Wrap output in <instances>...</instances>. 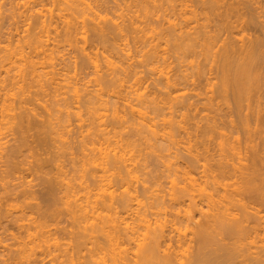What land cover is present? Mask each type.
<instances>
[{
    "label": "bare ground",
    "instance_id": "1",
    "mask_svg": "<svg viewBox=\"0 0 264 264\" xmlns=\"http://www.w3.org/2000/svg\"><path fill=\"white\" fill-rule=\"evenodd\" d=\"M132 1L136 8V13L133 15L137 14L136 16H132L133 18L131 17L133 20L130 22V27L134 28L133 25L137 26L143 20L145 22L146 18H148L147 15L152 13L150 11L151 5L149 6L150 2L153 3L154 1L153 4L156 6L159 2L155 4L156 0H149L148 4L147 0ZM164 1L169 2L173 10L179 4L176 2L181 3V6L180 4L178 6L181 9L179 10L180 13L183 11L180 14L182 20L180 24H175L172 27L174 32H169V38L167 35L164 37L166 39L162 36L166 45L163 48L165 52H163V49L161 50V38L160 41H157V38L153 35V38L151 36L148 37V43L150 42V38L156 39L158 43L152 42L155 45L149 43L151 49L149 48L148 61H145V63L147 62L148 66L154 67L155 65L152 68L151 74L157 75L158 79H154L155 81L159 80L158 82L161 81L163 83V87H160L161 83L157 82L159 84V91L162 90L163 92L165 90L166 98L161 97V92H159L161 96H155L157 95V91L153 92L155 89L153 91L151 89L149 90L151 92H148V88L146 90V85L143 83L147 78L143 80L142 78L145 76L138 75L132 69V64H130V60H132L131 49H127L129 47V45H126L128 44V39H125L128 37L126 33L128 32L129 35L130 30L133 28L131 27V29L128 26L130 28L129 31H125V33L123 31V29H128V24H124L127 28L123 26L121 30H118L120 29H117V27H120L119 24L117 25L118 20L115 22V19L107 18V16L105 18L100 12L107 21L110 19V22L107 25L103 24V26L97 27L100 29L108 27L107 31L112 35L117 32L116 35L118 37L122 33L121 40H125L126 44H123L124 41L123 43L121 42L123 47L121 44L115 42L112 46L113 43L111 44L109 41L111 44L108 46L109 48L107 46L105 48L104 46L103 49V47L101 48L95 43L100 49L88 42L92 38L87 40L88 36L86 34L89 33V30H87L89 24L87 22L91 20L93 23V21L99 20L96 24L100 25V21L104 19L99 11L96 10L98 7L93 5L91 0H40V3H37L39 9L33 6L25 10L27 12L26 15L23 12L24 10L16 13L17 15L19 14V18L33 19V17H36L37 20L35 19V25L33 24L35 27L30 32L31 34L28 33L30 35L25 39L26 41L24 40V46L19 45L16 48L8 46L0 50V136L9 133L14 135L15 138V135H17L15 140L13 138L15 142L12 143L13 145L9 144V146L6 145L5 147V144L3 145L0 142V149H2L0 151V160L6 159L5 161L8 160L12 163L14 160H18L19 154L23 156L20 153L21 149V152L24 151L23 153H26L25 151L27 150H23V148L27 145L28 138L32 137L31 144L33 147L31 145V147L27 146V148L29 150L33 149L31 151H33L35 160L29 161V165L24 160L22 164L25 163L27 167L32 166L31 169L34 171L35 176L38 175L40 179L43 176V180L41 181L46 184L45 188L42 187V184L41 186H39L40 183L37 184L40 188L42 187L41 191L46 193L45 199L46 197L54 198L53 201H56V204L59 203L58 201H62L63 204L61 205L67 208L68 213L78 223L79 227L77 229L79 231L76 233V236L72 232V234L69 233V237L72 235V240H70L72 243L70 242L71 244L69 243L67 246L69 245L71 249L74 248L72 249L74 252L75 250L78 252V249L84 248L83 245H88L87 243L90 242L89 244H92L94 248L91 251V253L93 252V256L91 255L93 257L91 260L92 264H264V164H261V161L264 162V159L261 158L262 156L260 157L258 147L251 142L254 141V135L251 137L248 134L251 138L248 137L247 140L251 143L247 141L246 146L247 148L251 146L252 150L250 156L245 158L246 156L243 155L241 148H239V145L237 146V139L235 141V137H232L236 143L232 142V140L230 142V134L228 135L227 131H225L227 133L223 131L225 129L222 127L225 124L221 127L216 119H211V116H218V114L214 113L210 116L211 113H208L206 116H202L200 120L205 119L206 123L203 126L199 125L198 116L194 112L198 108L196 109V104H193L192 100H190L191 102L189 101L190 98L185 96L186 92L184 91L186 87L189 90L190 84L192 86L198 84L195 87H199L204 82V79L205 87H203L205 91H203L206 93H203L206 95L207 104H204L206 111L213 112L215 107L217 111H225L228 119L229 117L231 118V123L235 121L236 117L234 118V116H237L239 123L242 121L241 123L245 124L243 130H247V127L253 125L249 123L252 118L257 122L264 121V114H262L264 112V108L262 110L264 90L261 89L264 86L262 85L264 84V50L262 49L264 47V39L248 37L249 34L247 35L245 26L248 24L245 18L246 15H248L247 18L255 20V17L259 18L257 14L262 12L259 11V7H256L255 9L257 10L258 8L260 12L256 13L258 11L254 12L255 9L250 6V8L248 7V12L242 11L245 8L244 4L246 2L244 4L240 2H244V0H231L232 2L230 1V3L229 0H203V6H206L205 11H207L203 10L204 15H202L203 13H199L200 11L192 9L190 5L192 1ZM247 3L250 4L251 2ZM20 5L18 2L15 7L19 9ZM260 5L262 6V4ZM25 6L26 4H23V8ZM203 6H198V8H203ZM15 11L12 14L13 18H18ZM141 12L145 14L143 15L144 17L141 16ZM212 13H215L216 17L220 18V24L218 22H215L216 25L213 23L216 27L211 25L212 22L209 20L211 17L209 14ZM12 15H9V18ZM140 17L144 19L139 21ZM10 20H13L12 17ZM147 21L149 19L146 20L147 26L145 28L140 29L139 25L136 27L137 30L140 29L136 34L139 31L143 33L148 26L150 27L152 19L149 23ZM191 21L196 23L195 27L188 29L183 26L188 25ZM59 23H64L65 29V38L60 37L62 39L61 45L65 43L64 41H67L65 45L69 47L73 46L71 47L73 49H75L74 46L76 45V50L80 49L78 52L84 53V56L81 54L83 56L82 59L87 61V63L84 61L82 63L93 68V80L90 79L89 82L86 81L87 83L84 82L82 84L81 79L78 80V76V78L76 75L72 76L68 73V70H62V68L59 70L56 67L59 64L56 60H59V57L63 56L60 49L65 47L62 46L60 48V42L59 44L57 42L60 41V39L58 40V36H62L60 33L59 35L56 33L57 28L60 26ZM114 23L117 31L115 28H112L114 27ZM257 23L256 26L258 25ZM260 23L263 22L261 21ZM218 24L223 26V28L225 26L224 31H222L223 28L222 30L220 29L221 26ZM152 28L150 33L152 30L153 32L155 30ZM262 28L264 29V26ZM98 30L97 33L95 32L96 34H99ZM100 31L103 32L104 30L101 29ZM107 31L104 32L107 33ZM256 31H258L257 28ZM54 32L57 34V40L56 37L54 40L51 37ZM90 32L93 33V31ZM223 32H226L227 35H222L221 33ZM109 33H104L105 37L107 36L106 38L111 36H108ZM131 33L132 35L134 33V39L138 36L139 40L141 39L139 36L144 35V33L143 35H136L133 30ZM238 34L242 35L238 37ZM261 34L264 33L262 32ZM102 36L103 34L101 36L96 35V37H99L97 40L105 38L104 36L101 38ZM63 39L65 40L63 41ZM108 39H111V37ZM108 39L105 40L108 41ZM144 39L145 37L143 41ZM79 42L83 43H81L82 46L77 44ZM88 43L95 47L89 46ZM51 45L53 48H51ZM169 47L171 48L169 49ZM167 49L170 52L172 51L171 49H174L173 52L176 53V59L179 61L181 58L185 59L183 55H196V59L198 55H201L200 58L204 57L202 59V61L204 60L203 64L198 59V61L192 59L189 64L184 66L182 60L180 62L182 67H179V62L177 64L179 72L181 68L183 70V67H185L183 71L190 69L191 73L189 72V75H191L195 70V75L189 77V75H185L187 72L184 75L180 72V75L174 71L175 74H171L172 70H176V66L171 67L170 59H168L170 58L169 51ZM197 49L201 52L197 51ZM173 52L172 55H175ZM165 54L167 55L165 56ZM58 55L62 56L58 57ZM188 59L186 58V61ZM201 65L204 66L202 67ZM82 66L80 65V67ZM105 67L109 68L114 74L113 76L111 73L112 77L110 72L108 73V69L107 74L110 75L111 78L108 77L110 80L105 79V77L107 78L106 73L104 74ZM186 68L188 69L186 70ZM100 72L105 76L100 74ZM154 80L152 81L154 82ZM158 84H155V86ZM158 87L155 88L158 90ZM46 97H48L47 100L45 99ZM160 97L161 99L159 100ZM166 110H169V117L164 113ZM191 110H194V114ZM75 120L76 122L79 121L78 124L88 130H86L87 134L85 136L81 129V133L84 135L81 134L82 138L90 137L91 141L85 144L87 143L85 140L88 139H80L79 146H81V141L84 143L82 142L81 148L79 146L77 148H80V152L77 150L80 153V157L78 154L79 158L76 159V162L74 161V157L73 159L70 158V160L74 161L72 167H74L75 171L71 170L75 175H70V177L68 175L69 171H65L64 161L67 159L66 155H69L77 147L74 148L72 146L73 142L71 143L75 129L72 131L70 127L73 126L71 124ZM235 123L232 124V128L234 127V129L236 128ZM189 125L191 126L187 127ZM241 126L243 127V125ZM161 130L164 131L162 132L163 134H160ZM71 131L72 135L69 134ZM177 131L179 132L177 133ZM248 131L250 132L252 129L247 130V133ZM179 133H186V136H189L190 147L187 148V151H189L187 156H192V159L188 157L191 159V163L189 164V160L186 159L185 161H188L186 162L188 165L185 163L186 167L174 168L177 163L173 161V158L179 159V156L176 154L172 158L170 157L172 154L163 155L165 157L162 165L164 164L165 168L170 172L175 170V174L170 176L171 192L163 190H152L151 192V180L154 181L156 179L152 183L156 184L158 183L157 179H160L162 175L156 172L157 176H161L158 178L154 176L155 179H153L152 173L150 183L147 181V177L150 175L145 179H143L144 177L142 178L145 175L143 173L150 166L146 162L147 156H149V152L147 153V151L150 150L151 152L153 150L152 153L154 152V154L157 153V156H161L162 153L171 151L173 147L177 148V146H181L184 142L180 137H183L184 134L179 136ZM250 133L252 134V132ZM66 134H68L67 136L71 135L72 139H67V136L65 137ZM77 134L76 136L79 135ZM194 137L196 141L193 140ZM213 138L214 140L217 139V144L214 142V145L218 147L216 146L215 148L220 150L219 158L215 163H211L210 159V152L213 150L211 149L212 146L210 147V143ZM140 139L146 141L148 146L146 143L145 146L149 150L140 147ZM238 139L240 140V137ZM47 140L52 141L51 148L54 150H50V148L47 150L46 146L48 145H45L48 142ZM54 142H58L61 146L59 144L55 145ZM66 142L67 146L64 145ZM48 143L50 144V142ZM73 144L75 145V143ZM27 148L25 147V149ZM144 149H146V154L148 155L144 154ZM2 151H6V153ZM45 152L49 154L51 152V156L45 158L47 156ZM44 154L45 156H43ZM24 156L26 158V155ZM24 156H20L19 160L24 158ZM244 160H247V162L244 163ZM201 161L203 162L201 165L203 166L201 167L203 171L199 174L197 169H200L198 168L200 165H197L198 167L195 165L196 163H201ZM14 162L13 164H6L10 170L5 171L7 168L4 170L6 177L3 176L5 177L3 178L1 176L3 181L13 175L14 171L20 169L21 163L19 164V161L18 163L17 161ZM30 162H32V165ZM193 167L201 177L196 176L198 174H195ZM54 168L56 169V174L50 176L51 173L53 174ZM19 176L17 175V178L21 180L20 184H11L12 181H5V185L4 183H0L3 184L2 190L4 191L0 193L4 195L0 196V229H4L7 233L11 232L9 229L14 225H17L19 229L26 228L24 220L28 213L34 211L30 212L33 208L30 210L29 207L30 211H28L25 205V199L32 196V194L25 190L27 182L24 175ZM179 176L184 178L183 182L185 184L183 186L180 185L181 182L178 183L179 180L182 181ZM93 183L98 185V192L95 193L94 201H91L92 192L90 191V186ZM147 183L150 185L148 186ZM139 184L142 185H140V188L142 187L141 189H143L142 193H140ZM37 189L34 190L36 191ZM82 189L87 191L85 196L80 195ZM39 193L41 192L38 191L36 194ZM36 194L32 197L38 200V196L41 194L38 196ZM13 197L17 199L16 202L20 203V201H23L24 204L15 207L11 203V201H15ZM33 199L30 202H33ZM45 199H42V202ZM256 202H259V204H256ZM46 203L44 202L40 205L37 203L39 205L38 208L44 204L48 206ZM53 205L55 206V204ZM37 206L36 210H39ZM42 208L44 209V206ZM49 208L47 209L48 211ZM45 210L42 211L45 212ZM42 211H40L39 216H42ZM34 213L36 214V212ZM55 214L57 215V213ZM45 217L43 216L41 219H48H45ZM47 217L50 216L47 215ZM198 217L202 218L200 222L196 221ZM45 223L44 225L39 223L38 226L36 224L34 232L27 230L28 239L26 242L17 241L15 245L19 248H17L19 252L17 249L16 251L23 256L19 258L18 262L15 258L10 257L12 255H4V251L3 254L0 252V264H41V262L43 264L46 257L52 256L54 251H62L60 246L62 244L57 239L58 231H54L55 233L50 231L51 229ZM193 225L194 227H192ZM53 233L56 238L53 237ZM11 234L9 233V236ZM252 237L254 242L248 240ZM97 239L102 240L99 241ZM19 240L23 241V239ZM246 240H248V243ZM193 241L197 246L195 253L190 250H193L191 248ZM2 242L0 240V244L3 245ZM7 248L9 249V253L13 251L11 246H7ZM40 249L42 250L40 253H44L42 255L45 256L44 258L41 256L43 259L39 257L41 254H38ZM66 249L65 251L67 252L68 250ZM240 258L241 260H239Z\"/></svg>",
    "mask_w": 264,
    "mask_h": 264
},
{
    "label": "rangeland",
    "instance_id": "2",
    "mask_svg": "<svg viewBox=\"0 0 264 264\" xmlns=\"http://www.w3.org/2000/svg\"><path fill=\"white\" fill-rule=\"evenodd\" d=\"M9 1L10 0H0V50L1 49H3L4 47L6 48V47H12V48H16L17 46H24V44L23 43H25L24 42V40L25 39H27V37L31 34L30 32L33 30V27H35V26H33V24L36 22V17H33V19L31 18V19H26L25 17H20L19 18V14L17 15L16 13H18V12H22L23 10V12H25L24 14L26 15V11L25 10H28V9H30L31 7H38L37 9H39V5L37 4V3H40V0H15V2H14V0H11L10 1V3H9ZM14 2V4H12L13 2ZM17 1V2H16ZM148 1L149 0H147V3H148ZM150 1H153V0H150ZM149 1V2H150ZM178 1V0H177ZM180 1V0H179ZM182 1V0H181ZM189 1H192L191 3H190V5L192 6V9H194V10H197V11H200L199 13H203L202 15H204V11H205V8H206V6H203V0H189ZM230 1L231 0H229V3H230ZM243 1V0H242ZM253 1V2H252ZM12 2V3H11ZM20 3L21 5H20V7H19V9H17L15 6L17 5V3ZM91 2L93 3V5H95V6H97L98 7V9H96V10H98L99 11V13L101 12L103 15H104V17L105 16H107V18H110V19H115V22H116V20H118L117 21V25L119 24V26L120 27H117V29L118 28H120V29H118V30H121V28L124 26V24H128L127 25V27L129 26L130 27V22H132V20L133 19H131V17L132 16H136V15H133L134 13H136L135 11H136V8H135V6H134V3H133V1L132 0H91ZM159 2V3H158ZM161 2V3H160ZM232 2V1H231ZM246 2V4L248 5L249 3H247V2H251L248 6L246 5V4H244ZM255 2H257V3H255ZM153 3H154V1H153ZM153 3H151L150 2V4H149V6L151 5V10H150V8H149V10L150 11H152V13H153V15H152V13L151 12H149V13H151L150 15H147L148 16V18H146V16H145V18H146V20H148L149 19V21H147L148 23L150 22V20L152 19V24H150V27H149V29H148V27H147V29H146V31H143V33H144V35H143V33H142V31H139V33H137L138 35H143L144 37H145V39H144V41L146 40V39H148V40H146V42H147V44H145L146 42H144L143 41V36H139V38H141L140 40L137 38L138 36H136V38H137V40H136V38L134 39V33H133V35H132V30H133V32H135V34H136V32L138 31V30H140L141 28H145V26H147V24H146V20H145V22H144V20L142 21V23H145V24H139L138 23V25H139V27H140V29H138L137 30V26H135V25H133L134 26V28L132 29L131 27V29L132 30H130V32H129V35H128V32L126 33L127 35L126 36H128L125 40H127L128 39V41H127V43L128 44H126L125 43V40H121V35H122V33H121V31H120V35H119V37L116 35V33L114 34V35H112V34H110L107 30L109 29L108 27L107 28H105V27H102L101 29L102 30H104V31H107V33H109L108 34V36H110L111 37V39H108V38H110V37H108V38H106L105 37V35H104V33L105 34H107L106 32H101L100 30V28H98V27H100V26H103V24L104 25H107V24H109V20L107 21L104 17H103V15H102V17L104 18V19H102L101 21L103 22H101L100 21V25H98V24H96V23H98L99 22V20L97 21V20H95V22L93 21V23L91 22V20L89 21V22H91L92 23V25H91V23H89V22H87L86 24L88 25L87 27H88V29L87 30H89V33L88 34H86L87 36H88V38H87V36H86V38H87V40L88 39H91V40H89L88 42H90L91 44H94L95 46H96V48H102L103 47V49H104V46H105V48H106V46L108 47V46H110L112 43V46L115 44V42H117V43H119V44H121V46H123V44H126L127 46L129 45V47H127V49L128 48H130L131 49V51H130V54H132V60H130V64H132L131 65V67H132V69H134L137 73H138V75H140V76H145L144 78H142L143 80L145 79V78H147V79H145L146 80V82H145V80H144V85H146V90H147V88H148V92H151V91H153L154 89V93H155V91H157L156 93H157V95H155V96H161V93H162V96L161 97H165L166 95H165V93H164V89L163 88H160V89H163L164 91L162 92V90L161 91H159V84L161 83V85H160V87L163 85V83L160 81V82H158V81H155V80H157L158 78H157V75L155 74H151V72H152V68H154L155 67V65H154V67L153 66H148L147 65V62L145 63V61H148V57H149V51H150V49H151V45L149 44V43H151L152 44V42H157L158 40L160 41V38H161V43H162V46H161V50L164 48V47H166V45L164 44V39H166V38H164V37H166V35H167V37H168V34H169V32H171V31H173V26L175 25V24H180L181 23V20H182V18H181V15L180 14H182L183 13V11H181V13H180V11L179 10H181V9H179L180 7L178 6L179 4H180V6H181V3L180 2H176V3H179L178 5H176L175 6V9L173 10V7H171V5H170V3L168 2H166V1H162V0H156V2H155V4H157L158 3V5L156 6V5H154ZM240 3H243L245 6V8H247V9H245V8H243L242 7V5H241V7L243 8V10L242 11H245V12H248L247 10H249V8L250 7H252L253 9H255L256 7H259V9L257 8V10L255 9L254 10V12H256V11H260V12H262V13H260L259 11L258 12H256V13H260V14H257V16L259 17V18H256L255 17V20H251V19H249V18H247L248 17V15H246L245 16V18H246V20L248 21V24H246L245 26H246V31H247V35L249 34V36L248 37H250V38H253V39H256V38H259V39H264V34H261L262 32L264 33V29L262 28L263 26H264V0H244V2H240ZM16 4V5H15ZM23 4H26V6L23 8ZM28 4V5H27ZM35 4H37V5H35ZM253 4H254V6H253ZM260 4H262V6L260 5ZM259 5V6H258ZM30 6V7H29ZM148 6V7H149ZM153 6V7H152ZM178 6V8L176 9V7ZM198 6H203V8H201V7H199L198 8ZM247 6V7H246ZM250 6V7H249ZM260 6H261V8H260ZM12 7V8H11ZM48 7H50V6H48ZM249 7V8H248ZM12 9V10H11ZM14 9V10H13ZM201 9V10H200ZM245 9V10H244ZM16 10V11H15ZM204 10V11H203ZM15 11V14L18 16V18H13V15L12 14H14L13 12ZM97 11V12H98ZM201 11H203V12H201ZM205 12H207V11H205ZM244 12V13H245ZM142 13V12H141ZM146 13V12H145ZM208 13H211V12H208ZM262 14H263V16H262ZM9 15H12V16H10V18H9ZM143 15H145V14H143L142 13V17H144ZM152 15V16H151ZM211 15V17H213V18H211L210 17V21L212 22V24L211 25H213V26H215L216 25V23L215 22H220L219 20H220V18L219 17H216L217 15H215V13H212V14H209V16ZM115 16V17H114ZM151 16V17H150ZM209 16H208V18H209ZM261 16V17H260ZM11 17H12V19L13 20H10L11 19ZM118 19H117V18ZM151 19H150V18ZM201 17H204V16H201ZM263 17V18H262ZM130 18V19H129ZM133 18V17H132ZM141 18V17H140ZM261 18V19H260ZM16 19V20H15ZM25 19V20H24ZM36 19V20H35ZM139 19V18H138ZM142 19H144V18H141L139 21H141ZM212 19V20H211ZM217 19V20H216ZM258 19V21H259V23H257L258 21H256ZM15 20V21H14ZM89 20V19H88ZM87 20V21H88ZM105 20H106V22H105ZM131 20V21H130ZM213 20H214V22H213ZM17 21V22H16ZM97 21V22H96ZM209 21V22H210ZM256 21V22H255ZM263 22V23H260V22ZM16 22V23H15ZM125 22V23H124ZM250 22V23H249ZM253 22V23H252ZM96 25H95V24ZM121 23V24H120ZM213 23H215V25L213 24ZM256 23L259 25H257L256 26ZM64 24V23H63ZM63 24H60L59 23V28H57L58 30H59V32H58V30L56 31V33L59 35V33H60V35H62V36H56L57 34L54 32L53 33V35L51 36L52 37V39L54 40L55 39V37H56V40H57V38H58V40L60 39V41H57L58 42V44H59V42H60V44H59V46L61 45V43H62V39L61 38H63L64 36H65V29H64V25ZM220 24V23H219ZM218 24V25H219ZM35 25V24H34ZM63 25V26H62ZM93 25H95V26H93ZM113 25V23H112V20H111V26ZM122 25V26H121ZM126 25L124 26V27H126ZM141 25V26H140ZM149 25V24H148ZM189 25V26H188ZM188 25L186 24V25H183V26H185V27H187L188 29L189 28H191V27H195L196 26V23H194V22H189L188 23ZM93 26V27H92ZM98 26V27H97ZM110 26V25H109ZM110 26V27H111ZM115 23H114V27H112V28H115ZM219 26H221V25H219ZM248 26V27H247ZM251 26V27H250ZM256 26V27H255ZM95 27V28H94ZM126 27V28H127ZM128 27V29L127 30H125V29H123V31H124V33H125V31H129V28ZM153 27V28H152ZM216 27V26H215ZM215 27H213V29H215ZM263 29H261V28ZM32 28V29H31ZM151 28L152 29H155L154 30V32H153V30L151 31V33H150V30H151ZM222 28H223V26H221L220 27V29L222 30ZM224 28H225V26H224ZM224 28H223V30L222 31H224ZM253 28H255V29H253ZM256 28H257V30L258 31H256ZM29 29H31L30 31H29ZM64 29V30H63ZM96 29V30H95ZM97 29H99L98 31H99V34H96L97 33ZM106 29V30H105ZM116 29V28H115ZM114 29V30H115ZM117 29H116V31H117ZM261 29V30H260ZM114 30H113V32H114ZM134 30H136V31H134ZM145 30V29H144ZM149 32H148V31ZM37 31V30H36ZM63 31V32H62ZM90 31H93V33L92 32H90ZM110 31H111V28H110ZM221 31V32H222ZM246 31H245V33H246ZM256 31V32H255ZM262 31V32H261ZM96 32V33H95ZM100 32H101V34H103V36L105 37L104 39H98L97 40V38H99V37H96V35H100L101 36V34H100ZM112 32V31H111ZM174 32V31H173ZM173 32H172V34H173ZM239 32V31H238ZM259 32V33H258ZM28 33H30V34H28ZM123 33V34H124ZM141 33V34H140ZM145 33H146V36H145ZM150 33V34H149ZM257 33V34H256ZM55 34V35H54ZM96 34V35H95ZM136 34V35H137ZM222 35H224V34H226L227 35V33L226 32H223V33H221ZM252 34V35H251ZM259 34V35H258ZM94 35V36H93ZM155 36V38H157V41H156V39H152L153 38V36ZM165 35V36H164ZM170 35H171V33H170ZM225 35V36H226ZM239 35H242V34H238V37H240ZM256 35H258L257 37H256ZM103 36L101 37V38H103ZM116 36V37H115ZM123 36V35H122ZM149 36H151L152 38H150V42L148 43V41H149ZM162 36H163V38H162ZM61 37V38H60ZM95 37H96V39H95ZM113 37H115L114 39H115V41H114V39H113ZM118 37V38H117ZM222 37H224V36H222ZM263 37V38H262ZM65 38V37H64ZM119 38H120V40H119ZM169 38V37H168ZM167 38V39H168ZM225 38V37H224ZM51 39V40H52ZM105 39H108V41L107 40H105ZM152 39V40H151ZM223 39V38H222ZM53 40H52V42H53ZM65 39H63V41H64ZM112 40V41H111ZM116 40H118V41H116ZM162 40H163V42H162ZM26 41V40H25ZM79 41V40H78ZM81 41V40H80ZM93 41V42H92ZM95 41H97V42H95ZM99 41V42H98ZM109 41H110V43H109ZM123 41H124V43H123ZM264 41V40H263ZM55 42V41H54ZM65 43H63L61 46H60V48L62 47V46H65V47H62V49H60V52L62 53V55H58V57L59 56H62V57H59V60L57 59L56 61H58V63L59 64H57V62H56V64L58 65V66H56L59 70H61V68H62V70H65V71H67L68 70V73L69 74H71L72 76H75L76 75V77L78 76L79 77V79L78 80H80L81 79V82H82V84H84V82H89V80L91 79V80H93V76L94 75H92V74H94L92 71H94V70H92L93 68L92 67H88L89 65H86V64H83L84 62L85 63H87V61H84L82 58H83V56H84V53L82 52L81 53V51L80 52H78L80 49H77L76 50V45L74 46V48L75 49H73V48H71V47H73V46H67V45H65V44H67V41H64ZM104 42H106V43H103ZM123 44H122V43ZM137 42H140V43H137ZM82 42H79V43H77L79 46H82V44H81ZM98 46H100V47H97V45ZM99 43V44H98ZM109 45H108V44ZM155 43H153L154 45H155ZM158 43V42H157ZM22 44V45H21ZM91 44H89L88 43V45L90 46ZM103 44V45H102ZM152 44V45H153ZM53 45H54V43H53ZM55 45H57V43H55ZM69 45V44H68ZM94 45H91V46H93V47H95ZM15 46V47H14ZM111 46V47H112ZM124 47V46H123ZM122 47V48H123ZM172 47V46H171ZM171 47H169V49L171 48ZM51 48H53L52 47V45H51ZM79 48V47H78ZM100 48V49H101ZM109 48V47H108ZM150 48V49H149ZM168 48V47H167ZM173 48V47H172ZM130 49H128V50H130ZM166 49V48H165ZM169 49H167L169 52V57L170 58H168V59H170L169 60V62H170V64L172 65L171 67H175V69L176 70H172V73L171 74H175V73H177V74H180L181 75V73H182V75H184L185 74V72H187L185 75H189L190 73H191V70L190 69H188V68H186V70L187 71H183V70H185V67H183V70H182V68H181V70H180V72H179V67L181 66L182 67V65H181V61L183 60L184 61V63H183V61H182V64L184 65V66H186L187 64H189V62H191L192 61V59L193 60H195L196 59V55L194 56V55H192V54H188V55H183V56H185V59H183V58H181L180 59V61L178 60V59H176L177 58V55H176V53H174L173 51H174V49H171L172 51L170 52V50ZM263 50H264V47L262 48ZM26 50H28V49H26ZM262 50V51H263ZM63 51V52H62ZM197 51H200L199 49H197ZM29 52V51H28ZM163 52H165L164 51V49H163ZM167 52V51H166ZM172 52H173V54H175V55H172ZM201 52V51H200ZM264 52V51H263ZM80 53V54H79ZM167 53V54H168ZM170 53H171V55H170ZM81 54H83V56L81 55ZM167 54H165V56L167 55ZM81 56V57H80ZM174 56H176V57H174ZM182 56V57H183ZM187 56V57H186ZM57 57V58H58ZM130 57V58H131ZM145 57H146V59H145ZM193 57V58H192ZM201 57V55L199 56L198 55V60H200L199 62H202L201 64H203V61H202V59L204 58L203 56H202V58H200ZM60 58H62V59H60ZM186 58L188 59V61H186ZM84 59H85V57H84ZM176 59V60H175ZM196 59V60H197ZM82 60V61H81ZM86 60V59H85ZM178 60V61H177ZM197 60V61H198ZM84 61V62H83ZM177 61V62H176ZM186 61V62H185ZM83 62V63H82ZM178 62H179V64H178ZM177 64L179 65V67L177 68ZM80 65L82 66V67H80ZM85 65V66H84ZM157 66V65H156ZM202 67L204 66V65H201ZM205 66H207V64H205ZM209 66V65H208ZM64 67V68H63ZM69 67V68H68ZM66 68V69H65ZM207 68H209V67H207ZM207 68H206V70H207ZM107 68L105 67V69H104V74L105 75H107V78L108 77H110V75L109 74H107V71H108V69L106 70ZM172 69H174V68H172ZM106 71V72H105ZM175 73H174V72ZM177 71V72H176ZM103 72V71H102ZM102 72H100V74H103ZM110 72V74L112 73L111 71H110V69H109V71H108V73ZM179 72V73H178ZM184 72V73H183ZM190 72V73H189ZM192 72H193V69H192ZM75 73H77V74H75ZM153 73H154V71H153ZM194 73H196V71L194 70ZM191 74L192 76L193 75H195V74ZM103 74V75H104ZM113 74V73H112ZM112 74H111V76H112ZM104 75V76H105ZM109 75V76H108ZM152 75V76H151ZM191 75H189V77H192ZM113 76H114V74H113ZM112 76V77H113ZM173 76V75H172ZM175 76H177V75H175ZM179 76V75H178ZM213 76H214V74H213ZM77 77V78H78ZM92 77V78H91ZM139 77V76H138ZM106 77H105V79L106 80H110L109 78L107 79ZM111 78V77H110ZM178 78V77H177ZM82 79H83V81H82ZM155 79V80H154ZM152 80H154V82L152 81ZM203 81L205 82V80L203 79ZM80 82V81H79ZM80 82V83H81ZM86 82V83H87ZM156 82V83H155ZM159 84H158V83ZM204 82H202L201 84H200V86L199 87H195V85H193L192 86V84H190V86H189V84H188V86L190 87H188V89L189 90H187V87H186V89H184V91L186 92L185 93V96L187 97V98H190L189 99V101L190 100H192L193 101V104H196V111H197V113H196V111H194L195 112V114H197V116H198V121H199V125L200 126H203L205 123H206V121H205V119H203V120H200V118L202 117V116H206L208 113H211L210 114V116L211 115H213L214 113L217 115L218 114V116H215V115H213V116H211V119H216V121H217V123L222 127L224 124V126L222 127L223 129H225V130H223L224 132L225 131H227L228 132V135L229 136H231V138H230V142H231V140H232V142H235L236 141V139H237V146L239 145V148H241V151H242V153H243V155L244 156H246L245 158H247V156H250V153H251V146L249 147V148H247V146H246V142L248 141L247 139H248V137H253V135H254V137H253V140L254 141H251L252 142V144L254 143V145L255 146H257L258 148L257 149H259L260 150V157L261 158H263L264 159V121H259V122H257V121H254V119L252 118V117H250V118H252L250 121L251 122H249V123H251V124H253V125H250L249 127H247L248 129L247 130H251L252 129V131H250V132H252V134L248 131V133H247V130H243V128L245 127V124H243V123H241L242 121H240V123H239V121H238V117L237 116H234V118H235V121H236V123H235V121L234 122H232L231 123V118L229 117V119H228V115L225 113V111H221V110H216V107L213 109V112H211V111H206L204 108V104L206 103L207 104V101H206V95L204 94V93H206V92H204L205 90H204V87H205V85H204ZM146 83V84H145ZM190 83V82H189ZM192 83H193V81H192ZM155 84H158L157 86H155ZM262 85H264V84H262ZM157 88L158 87V90L155 88V87ZM196 86H198V84L196 85ZM204 86V87H203ZM163 87V86H162ZM200 87H202V88H200ZM152 89V90H151ZM194 89V90H193ZM261 89H263L264 90V86L261 88ZM145 89H144V91H146ZM149 90H151V91H149ZM204 90V91H203ZM184 91H182V92H184ZM262 91V90H261ZM159 92H161V93H159ZM181 92V93H182ZM204 92V93H203ZM264 92V91H263ZM180 93V94H181ZM200 95H199V94ZM258 93V92H257ZM174 95H176V94H174ZM161 97L159 98V100L161 99ZM47 98L48 97H46L45 99L47 100ZM166 98V97H165ZM188 100V99H187ZM191 102V101H190ZM262 102H264V99H263V101ZM263 104V103H262ZM160 105H161V103H160ZM263 108H264V104L262 105V110H263ZM225 109H227L226 107H225ZM151 110V109H150ZM187 111V110H186ZM193 111L191 110V112L193 113ZM215 111V112H214ZM220 111V112H219ZM244 111H246V110H244ZM248 111V110H247ZM182 112H184V111H182ZM190 112V113H191ZM217 112V113H216ZM226 112H227V110H226ZM164 113H166L167 114V117H169L170 115L168 114L169 113V110H166ZM188 113H189V111H188ZM191 113V114H192ZM223 113V117L221 116V114ZM244 113V112H243ZM248 113V112H247ZM194 114V113H193ZM192 114V115H193ZM245 114V113H244ZM262 114H264V112L262 113ZM224 115H225V117H224ZM251 116V115H250ZM227 117V118H226ZM218 118H220V119H218ZM233 118V119H234ZM180 119V118H179ZM178 119V120H179ZM225 119V120H224ZM219 120V121H218ZM74 122V123H73ZM72 122V124L71 125H73V126H71L70 128H72V131L75 129V131H74V135H72V131L71 132H69V134H71L72 135V138H71V135H69V136H67L68 134H66L65 135V137L67 136V139H72L71 140V143L73 142V143H75V145L72 143V146L75 148L76 146V148H75V150H72L73 152H70V154L69 155H66V157H67V159L64 161L65 163H64V166H65V171H69V176L70 175H73L74 174V167H72V164H73V162L75 161L76 162V159H78L79 157H80V148H81V146L83 145L82 144V142L83 141H81V146H79V142H80V139L81 140H85V139H88V140H85V142H87V143H85V144H88V142L89 141H91V138L90 137H86V138H82V136H81V134L83 133L85 136H86V134H87V129L86 128H84L83 126H81V125H79L78 123H79V121L78 122H76V120L75 121H73ZM76 122V123H75ZM193 122V121H192ZM253 122V123H252ZM261 122V123H260ZM161 123V122H160ZM191 123V122H190ZM231 125H230V124ZM233 123H235L236 124V128L234 129V127L232 128V124ZM263 123V124H262ZM81 124V123H80ZM247 124V123H246ZM162 125V124H161ZM241 125H243V127L241 126ZM249 125V124H248ZM76 126V127H75ZM191 125H189V126H187V127H190ZM226 126V127H225ZM231 126V127H230ZM75 127V128H74ZM79 127H81V128H79ZM163 128V127H162ZM221 128V129H222ZM81 129H82V133H81ZM161 129V128H160ZM164 129V128H163ZM162 129V130H163ZM227 129V130H226ZM232 129H234V130H232ZM246 129V128H245ZM78 130H80L79 132H78ZM87 130V131H86ZM127 130V129H126ZM160 131L161 133L160 134H163L162 132H164V131ZM166 131V130H165ZM180 131V130H179ZM179 131H177V133L179 132ZM75 132H76V134H77V132H78V136H80V137H78V136H76V134H75ZM193 132V131H192ZM227 132H225V133H227ZM233 132V133H232ZM237 133V134H236ZM247 133V134H246ZM82 134V135H83ZM182 134H184V133H182ZM182 134L181 133H179L178 135L180 136H182ZM234 134V135H233ZM235 134L237 135V138H236V136H235ZM248 134H250V136H248ZM83 135V136H84ZM187 134L185 133L184 135H183V137H180V139H182V141L184 142V143H182V145L181 146H177V148H172V150L171 151H168V152H166V153H162L161 154V156H157V153H155L154 154V152L152 153V151L150 152V150H149V148H147L146 146H145V143H146V141L145 140H141L140 139V141H139V143L141 144V146L140 147H144V148H147L149 151H147V153L149 154V156H147L146 158H147V161L146 162H148L147 164L148 165H150L149 167H148V169L145 171V172H148V173H143V175L144 176H142V178L143 179H145L148 175H150V176H148L147 177V181L150 183V180L153 178V179H155L154 178V176H157L158 174L156 173V172H158V173H160L161 175H159V176H157L156 178H158V177H160L161 176V178L160 179H157L158 180V183H156V184H152V183H154V181L156 180H151V185L149 184V183H147L148 184V186L150 185V191L152 192V190H160V191H165V192H171L170 190H171V188H172V186H171V178H170V176H172L173 174H175V170L173 171V172H170V171H168L167 170V168H165V166H164V164L162 165V163L164 162L163 160H164V157L165 156H163V155H169V154H172L170 157H175L176 156V154L179 156L178 158L179 159H175V158H173V161H175V163H177L175 166H174V168L176 167H186L185 166V163L186 162H188V161H185L186 159L187 160H189V164L191 163V155L190 156H187L189 153V151H187L188 149V147H190V145H189V136H186ZM16 137H17V135H15ZM75 136V137H74ZM15 137V138H16ZM70 137V138H69ZM77 137V138H76ZM232 137H235V139L234 138H232ZM238 137H240V140L238 139ZM250 137V138H251ZM13 138H14V135H12V134H9V133H5V134H2L1 136H0V142L6 147V145H8L9 146V144L11 145L12 143H15L14 142V140H15V138H14V140H13ZM79 138V139H78ZM249 138V139H250ZM29 140H27V145L25 146L26 148H27V146L28 147H31V141L33 140L32 139V137H30V138H28ZM65 139V138H64ZM74 139L76 140V141H78V142H74ZM78 139V140H77ZM196 138L194 137V139L193 140H195ZM216 139V138H215ZM233 139L235 140V141H233ZM69 140V141H70ZM9 141V142H8ZM50 142V144L48 143V142ZM46 142L47 143H45V145H48V146H46V148H47V150L50 148V150H54V149H52L51 148V145H52V141H50V140H47ZM67 141V140H66ZM196 141V140H195ZM217 141V139L216 140H214V138H213V140H212V142L210 143L211 145H210V147L212 146V148L211 149H213V150H211V152H210V159H211V163H215L216 162V160H218V158H219V154H220V150H217L218 148H215L217 145H214L215 143L214 142H216ZM239 141V142H238ZM241 141V142H240ZM30 142V143H29ZM142 142V143H141ZM235 142V143H236ZM248 142H250V141H248ZM250 142V143H251ZM257 142V143H256ZM0 143V144H1ZM55 143V142H54ZM60 143H63V142H60ZM78 143V144H77ZM84 143V142H83ZM143 143H144V145H143ZM58 145L59 143L58 142H56L55 143V145ZM77 144V145H76ZM194 144V143H193ZM216 144H217V142H216ZM245 144V145H244ZM247 144H249V143H247ZM13 145V144H12ZM60 146H61V144H59ZM65 146H67V142H66V144H64ZM63 145V146H64ZM146 145H147V143H146ZM214 145V146H213ZM78 146L80 147L79 149H77L78 148ZM148 146V145H147ZM249 146V145H248ZM25 147L23 148V150H27V151H25L26 153H23V152H21L22 151V149H21V151H20V153H22L23 154V156L24 155H26V158H25V156H24V158H21V160H19L20 159V156L21 157H23L22 155H20L19 154V157L17 158L18 160H14V161H17V163H18V161H19V164L21 163L22 164V162H24V160H26L27 161V164L29 163V161H34L35 160V158H34V154H33V151H31V150H33L32 148H31V150H29V148H27V149H25ZM32 147H33V145H32ZM178 147H180V148H178ZM218 147V146H217ZM65 148V147H64ZM141 148V149H142ZM216 149V150H215ZM245 149V150H244ZM246 149H248V150H246ZM2 149H0V151H1ZM29 150V151H28ZM44 150H46L45 148H44ZM79 152H78V151ZM145 150V153L144 154H146V149H144ZM249 150H250V152H249ZM76 151V152H75ZM3 153H6V151H2ZM78 152V153H77ZM144 152V151H143ZM247 152H248V154H247ZM262 153V154H261ZM27 154H28V156H27ZM45 154L47 155V156H45ZM45 154L43 155V156H45V158L47 157H50L51 156V152H50V154L47 152H45ZM49 154V155H48ZM73 154V155H72ZM78 154H79V157H78ZM148 154H146V155H148ZM152 154V155H151ZM153 154H154V156H153ZM245 154H247V155H245ZM33 156V157H32ZM69 156V157H68ZM153 156V157H152ZM155 156H156V158H155ZM163 156V157H162ZM73 157H74V161L73 160H70V158L71 159H73ZM76 157V158H75ZM150 157H152V158H150ZM170 157H168V158H170ZM186 157V158H185ZM188 157H190L191 159H189ZM160 158V159H159ZM163 158V159H162ZM172 158H171V160H172ZM23 159V160H22ZM33 159V160H32ZM150 159V160H149ZM262 159V160H263ZM6 159H2V160H0V183H4V185H5V181H12L11 182V184L12 183H19L20 184V179H18L17 178V175L19 176H21V175H24V177H25V181L28 183V185H27V183L25 184L26 186H25V190L28 192L29 191V193H31L32 194V196L34 197V195L38 192V191H40L41 193H39V194H41V195H39V194H36L38 197H39V199L37 200V199H33V197L32 196H29L27 199H25V205H26V207L28 208H30V210H29V208H28V211H30V212H32L33 210V212L32 213H28L27 214V217L25 218V220H24V224H25V226H26V228H24V229H19L18 228V226L17 225H14L13 227L11 226L10 227V229H9V231L11 230V232H9L11 235H13L14 236V238H13V236H9V233H7L4 229H0V240L1 241H3L2 243H3V245L2 244H0V245H2L0 248V252L3 254V252H4V255H12V256H10V257H13V258H15V260L18 262L19 261V258H22L23 256H21L22 254H20V253H18L19 251H18V247H16L17 245H15L16 243H17V241H20V242H26L27 241V239H28V232H27V230L29 231V230H32L31 232H34V230H35V227H36V224H37V226H38V224L40 223V224H43L44 225V223L45 222H47V223H45V224H47L46 226L49 228V229H51L50 231H58L57 232V239H58V242L59 243H61L62 245H64L63 247H62V245H60L61 246V248H62V251H54V253L52 254V256H47L46 257V260L44 261V263L43 264H92V259H93V252L91 253V251L92 250H94V248L92 247V244H89V243H87L88 245H83V247L85 248H80V249H83V250H80V249H78V252L75 250V252H74V250H72V249H74V248H70L69 247V245L67 246V244H69L70 242L72 243V241H70V240H72V235H71V237H69L70 235H69V233L70 234H72V233H74L73 235L74 236H76V233L79 231L77 228L79 227L78 226V223H76L75 222V220L73 219V216L71 215V214H69L68 213V210H67V208L65 207V206H63V205H61V204H63V202L62 201H58L59 203H57L56 204V201H53V199L54 198H48V197H46V199H47V201H45L46 199H45V195H46V193H44V191L42 192L41 191V189H42V187L43 188H45V185L46 184H44L43 183V181H41V180H43L42 179V177L43 176H41V179H40V177L38 176V175H36L35 176V174H34V171L31 169V167L30 166H28V167H30V168H28L27 167V165H25V163H23L22 164V166H21V164H20V169L19 170H17V171H19L18 172V174H16L17 173V171H14L15 173L13 174V175H11V176H9V177H7V179L6 180H2L3 178H5L6 177V173H5V175H4V172L5 171H8V169H9V167H7V165L6 164H9V163H12V162H9L8 160L7 161H5ZM7 162V163H5V162ZM11 161V160H10ZM13 161V160H12ZM13 161V163H15ZM21 161V162H20ZM78 161V160H77ZM160 161V162H159ZM163 161V162H162ZM1 162H4V163H1ZM9 162V163H8ZM72 162V163H71ZM247 162V160H244V163H246ZM12 163V164H13ZM17 163H16V166H17ZM32 162H30V164H31ZM200 163V162H199ZM199 163H196V167H198L199 165V167L198 168H200V169H197V171H199V174L203 171V168H201V167H203V166H201L202 164H203V162L201 161V163L199 164ZM264 164V162H262L261 161V164ZM187 164V163H186ZM260 164V165H261ZM29 165V164H28ZM32 165V164H31ZM147 165V166H148ZM162 165V166H161ZM188 165V164H187ZM198 165V166H197ZM5 166V167H4ZM9 166V165H8ZM24 166V167H23ZM194 166V167H195ZM24 169H23V168ZM67 167V168H66ZM194 167H193V169H194ZM195 167V168H196ZM260 167H262V166H260ZM7 168V169H6ZM30 170H28V169ZM6 169V170H5ZM24 171H23V170ZM25 169H26V171H25ZM73 169V170H72ZM182 169V168H181ZM191 169H192V167H191ZM264 169V168H263ZM2 170V171H1ZM5 170V171H4ZM10 170V169H9ZM56 169L54 168V170H53V174L51 173L50 174V176L51 175H54V174H56V171H55ZM71 170L72 171H74V172H71ZM196 169H194V171H195ZM21 171V172H20ZM33 172V174H32V172ZM54 171H55V173H54ZM264 171V170H263ZM2 172V173H1ZM26 174H25V173ZM30 172V173H29ZM28 173V174H27ZM68 173V172H67ZM72 173V174H71ZM152 173H153V176H152V178H151V175H152ZM147 174V175H146ZM155 174V175H154ZM195 174H198V172H196L195 171ZM196 175L197 177L198 176H200V175ZM16 175V177H14ZM75 175V174H74ZM180 175V174H179ZM1 176L3 177V176H5V177H3L2 179H1ZM19 176V177H20ZM27 176V177H26ZM180 176H182V175H180ZM179 176V178H181ZM39 177V178H38ZM71 177V176H70ZM201 177V176H200ZM11 178V179H10ZM15 180H14V179ZM149 178V179H148ZM39 179H40V181H39ZM182 179V181H178V183H180L181 182V184L180 185H184L185 184V182H183V179L184 178H181ZM19 180V182H17ZM15 181V182H14ZM45 182V181H44ZM40 183V185L39 186H41V184H42V187L40 188L39 186H38V184ZM44 184V185H43ZM146 184V185H147ZM1 186H0V193H2V192H4L2 189H3V184H0ZM29 185H31V186H29ZM33 185H34V187H33ZM36 185V186H35ZM140 185L141 184H139V188H140ZM142 186V185H141ZM2 187V188H1ZM30 187V188H29ZM33 189H32V188ZM39 187V188H38ZM181 187V186H180ZM38 188V189H37ZM142 188V187H141ZM140 188V193H142L143 192V189H141ZM34 189H37L36 191L34 190ZM47 189V188H46ZM45 189V190H46ZM31 190V191H30ZM80 190V189H79ZM34 191V193H32ZM90 191L92 192V198H91V201H94V199H95V193H97L98 192V185H95L94 183L93 184H91V186H90ZM86 190H84V189H82V191L80 192V195L82 196H85L86 195ZM155 192V191H154ZM44 193V194H43ZM156 193H157V191H156ZM4 194V193H3ZM34 194V195H33ZM43 194V195H42ZM165 194V193H164ZM0 196L2 197V196H4V195H2V194H0ZM47 196V195H46ZM14 198V197H13ZM32 199H33V202H30V201H32ZM42 199H45V200H43L48 206H46L45 204L43 205L44 206V209L42 208L43 206L41 205L40 206V208H38L39 207V205L42 203H44V202H42ZM13 200V199H12ZM14 200L15 201H11V203L15 206V207H18L19 205H22V204H24L23 203V201H20V200H18V201H20V203L19 202H16L17 201V199H15L14 198ZM36 200V201H35ZM30 202V204H29V202ZM39 201H41V202H39ZM36 202V203H35ZM61 202V203H60ZM11 203H8V204H11ZM29 205H28V204ZM39 205H38V204ZM55 204V206L52 204ZM255 203V202H254ZM11 204V205H12ZM36 204V205H35ZM59 204H60V206H59ZM256 204H259V202L257 203L256 202ZM38 205V206H37ZM50 205H51V209L49 208L50 207ZM58 205V206H57ZM36 206H37V209H39V210H36ZM48 207L49 208V211L47 210L48 208H46V207ZM60 207V208H57V207ZM55 207V208H54ZM46 209V210H45ZM57 209V210H56ZM42 210H45V212L44 211H42ZM54 210H56V211H54ZM170 210V209H169ZM39 211V212H38ZM40 211H42V213L43 214H41L42 216H39V213H41ZM47 211V212H46ZM34 212H36V214L34 213ZM53 212V213H52ZM57 213V215L55 214V213ZM46 213V214H45ZM48 213V214H47ZM51 213V214H50ZM47 215L48 216H50V217H47ZM45 217V219L46 218H48V219H46V220H44V218L43 219H41L42 217ZM52 216V217H51ZM72 216V217H71ZM38 217H40V218H38ZM49 218H51V219H49ZM42 221H41V220ZM55 219V220H54ZM201 217H198L197 219H196V221L197 222H200L201 221ZM44 222V223H43ZM49 223V224H48ZM0 225H1V220H0ZM30 225H31V228H30ZM49 225V226H48ZM53 225V226H52ZM196 225V224H195ZM28 227V228H27ZM192 227H194V225L192 226ZM30 228V229H29ZM26 229V230H25ZM53 229V230H52ZM47 230V229H46ZM69 230V231H68ZM73 230H77L76 232L75 231H73ZM66 231H68L67 233H66ZM72 232V233H71ZM52 233V232H51ZM55 233V232H54ZM53 233V237H55L54 234ZM69 235V236H68ZM16 237V238H15ZM22 237V238H21ZM192 237H193V235H192ZM56 238V237H55ZM69 238H71V239H69ZM75 238V237H74ZM16 239V240H15ZM19 239H23V241L22 240H19ZM74 240V239H73ZM96 240V239H95ZM94 240V241H95ZM97 240H99V241H101L100 239H97ZM248 240H250V242H251V240L253 241V237L251 238V239H248ZM248 240H246L247 241V243H248ZM255 240V239H254ZM249 242V245L251 244ZM254 242V241H253ZM70 243V244H71ZM246 243V244H247ZM21 244V243H20ZM260 245V244H259ZM259 245H256V246H259ZM7 246L9 247V246H11V249H13V251H11L10 253H9V249L7 248ZM19 246V245H18ZM251 246V245H250ZM250 246H248V247H250ZM20 247V246H19ZM71 247H72V245H71ZM4 248V249H3ZM18 248V249H17ZM67 248V249H66ZM191 248H193V250L192 249H190L191 251H193L194 253L196 252V248H197V246H196V243L193 241V243H192V247ZM254 248V247H253ZM252 248V249H253ZM16 249H17V251H16ZM65 249L66 250H68L67 252L65 251ZM64 250V251H63ZM38 251V250H37ZM40 251H42L41 249L38 251V254L40 255L39 257H45V256H43L42 254H44V253H40ZM80 251V252H79ZM16 252V253H15ZM190 254V253H189ZM193 254V253H192ZM191 254V255H192ZM3 255V256H4ZM92 255V256H91ZM190 255V256H191ZM2 256V255H1ZM8 256H6V258H8ZM41 257V259H43ZM92 257V258H91ZM12 258V259H13ZM187 258V257H186ZM73 259H74V262H73ZM239 260H241V258L239 259ZM185 261H187V260H185ZM11 262H13V260H11ZM91 262V263H90ZM41 264H42V262H41Z\"/></svg>",
    "mask_w": 264,
    "mask_h": 264
}]
</instances>
